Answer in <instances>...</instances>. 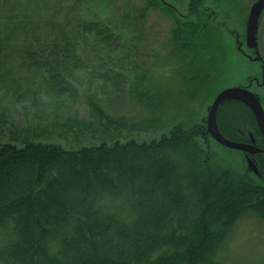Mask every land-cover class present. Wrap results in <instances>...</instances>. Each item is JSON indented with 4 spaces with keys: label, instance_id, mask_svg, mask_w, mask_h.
I'll use <instances>...</instances> for the list:
<instances>
[{
    "label": "trees",
    "instance_id": "1",
    "mask_svg": "<svg viewBox=\"0 0 264 264\" xmlns=\"http://www.w3.org/2000/svg\"><path fill=\"white\" fill-rule=\"evenodd\" d=\"M146 1L115 25L106 2L90 15L87 0H0V264H229L237 223L264 222V187L215 157L202 121H161L151 70L133 61L143 15L166 10L187 104L215 97V16L205 0H172L182 17ZM167 124L149 143L122 138Z\"/></svg>",
    "mask_w": 264,
    "mask_h": 264
},
{
    "label": "rangeland",
    "instance_id": "2",
    "mask_svg": "<svg viewBox=\"0 0 264 264\" xmlns=\"http://www.w3.org/2000/svg\"><path fill=\"white\" fill-rule=\"evenodd\" d=\"M209 3H208V2ZM207 7L214 9L210 4V0H207ZM241 1V2H240ZM238 5L235 3L225 12L223 17L218 20L217 25L224 26L225 30L221 27V38H216V43L220 48L222 68L220 71V79L216 85L217 92L225 89L235 88L238 77L241 72H245L244 57L241 53L231 50V46L236 48L239 45V36L244 32L243 24H240L238 20L240 19V13H247V8L250 7L249 0H240ZM91 9V14H97L101 12L104 8L102 5L106 2V8L103 14L115 17V25L122 24L117 19L121 21L123 17L124 10L144 8L143 5L148 6L146 0H87ZM111 2L110 7H107L108 3ZM165 7H170L177 16H184L186 13L185 6L180 8L176 7L177 1L172 0H161ZM249 4V5H246ZM129 5V6H128ZM247 7V8H246ZM97 11V12H96ZM166 10H161L160 8L149 9L142 17V24H138L137 32H134V39L137 41L141 38L140 48L137 49L136 56L137 65L139 69H150L151 76L150 81L145 82L144 85L149 86L151 89H155L160 96V100L166 106V114L161 118V121L166 118V116H177L179 120L184 119V121H189L191 123H197L202 121L208 115L209 108L215 99V97H208L207 101H200L195 105H189L187 98H185V79L181 76V73H185L186 70H182L176 65L174 61L170 59V33L174 26V20L170 17ZM136 14V11H133ZM140 15V14H137ZM106 17V16H105ZM137 18V16H136ZM224 24V25H223ZM228 30V31H227ZM225 31V33H224ZM227 34V35H226ZM138 36V38H137ZM131 39L132 37L129 36ZM123 40V41H122ZM118 43L121 45L125 43V40L121 38ZM221 46L223 49H221ZM235 52V53H234ZM185 75V74H184ZM126 76L133 79V74L128 72ZM188 79V75H185ZM187 88V84H186ZM129 109L123 107L120 111L121 114L126 116H134L133 113L129 112ZM172 125L166 126L162 130L140 133L136 135L122 136L123 140L128 138H134L139 143H149L154 140H158L162 135H167L168 131ZM55 142L61 143L56 140ZM62 145L63 142H62ZM209 148L212 147L214 155L216 158L221 159V162L225 163L229 168L238 172L240 166L241 155L234 151H227L224 148H220L216 144L210 142ZM221 258L226 263L229 264H264V222L255 216H248L240 220L234 228L233 233L227 241L225 251L222 253Z\"/></svg>",
    "mask_w": 264,
    "mask_h": 264
},
{
    "label": "flooded vegetation",
    "instance_id": "3",
    "mask_svg": "<svg viewBox=\"0 0 264 264\" xmlns=\"http://www.w3.org/2000/svg\"><path fill=\"white\" fill-rule=\"evenodd\" d=\"M206 1L207 0H205L204 8L207 10L209 16H215L214 21L218 23V20L225 15V12H227L228 9L230 10L234 3L238 5L240 0H219L218 3L210 0V4L214 9L207 7L206 4L209 2L207 1V3ZM259 1L260 0H249L248 2L250 5L246 4L250 6L248 8L246 7L248 12L244 14L242 12L240 13L238 22L243 24L244 32L239 36V45H237L236 48L234 47V49L233 46H231L232 51L234 50L238 52V54L241 53L246 65V71L241 72L235 88L253 96V100L251 101L252 107L247 105L244 101L235 100L219 108L217 113L219 119H221V123L225 122V125L224 123L221 125L222 130H219L220 133L226 140L239 145L240 148L238 150H229L217 144L210 135L207 134L206 122L208 115L202 122L206 126L207 138L210 139L209 142L227 151H234L241 155L240 163L237 165L240 166L238 173L250 179L254 185L264 187V9L257 23L255 48L251 49L247 45L249 18L254 6ZM223 18H225V20L227 19L226 17ZM221 27L224 30L226 28L225 25Z\"/></svg>",
    "mask_w": 264,
    "mask_h": 264
},
{
    "label": "water",
    "instance_id": "4",
    "mask_svg": "<svg viewBox=\"0 0 264 264\" xmlns=\"http://www.w3.org/2000/svg\"><path fill=\"white\" fill-rule=\"evenodd\" d=\"M264 9V0H260L253 8L252 13L249 18V23L247 27V45L249 48H255L256 40V30L259 16ZM247 95V96H245ZM241 100L244 101L247 105L252 107L251 101L253 96L249 95L247 92H244L237 88H229L221 91L217 97L212 102L207 116V134L219 145L225 147L229 150H238L240 147L237 144H234L226 140L220 133L217 126V113L222 104L228 101Z\"/></svg>",
    "mask_w": 264,
    "mask_h": 264
}]
</instances>
